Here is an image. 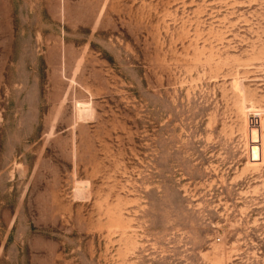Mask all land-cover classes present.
I'll return each mask as SVG.
<instances>
[{
	"label": "rangeland",
	"instance_id": "obj_1",
	"mask_svg": "<svg viewBox=\"0 0 264 264\" xmlns=\"http://www.w3.org/2000/svg\"><path fill=\"white\" fill-rule=\"evenodd\" d=\"M36 238L264 264V0H0V264Z\"/></svg>",
	"mask_w": 264,
	"mask_h": 264
},
{
	"label": "crops",
	"instance_id": "obj_2",
	"mask_svg": "<svg viewBox=\"0 0 264 264\" xmlns=\"http://www.w3.org/2000/svg\"><path fill=\"white\" fill-rule=\"evenodd\" d=\"M28 248L35 249L32 255L35 259L30 264H52V259L54 257V242L52 240H44L41 238H36L32 241V244H27Z\"/></svg>",
	"mask_w": 264,
	"mask_h": 264
},
{
	"label": "bare ground",
	"instance_id": "obj_3",
	"mask_svg": "<svg viewBox=\"0 0 264 264\" xmlns=\"http://www.w3.org/2000/svg\"><path fill=\"white\" fill-rule=\"evenodd\" d=\"M83 104L84 103H82V105ZM82 105H80V107ZM87 107H88V105L83 109V111ZM83 111H81V112H83ZM86 112L87 111H85V113ZM82 116H83V114H82ZM248 139H249V160L250 161H260V159H261V156H260V145H259V142H260V129H259V126H258V119L255 118V117H250L249 118ZM255 140H257V142Z\"/></svg>",
	"mask_w": 264,
	"mask_h": 264
},
{
	"label": "water",
	"instance_id": "obj_4",
	"mask_svg": "<svg viewBox=\"0 0 264 264\" xmlns=\"http://www.w3.org/2000/svg\"><path fill=\"white\" fill-rule=\"evenodd\" d=\"M257 142V140H255Z\"/></svg>",
	"mask_w": 264,
	"mask_h": 264
}]
</instances>
